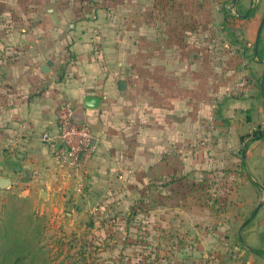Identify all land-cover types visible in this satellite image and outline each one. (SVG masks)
<instances>
[{
  "label": "crops",
  "instance_id": "crops-1",
  "mask_svg": "<svg viewBox=\"0 0 264 264\" xmlns=\"http://www.w3.org/2000/svg\"><path fill=\"white\" fill-rule=\"evenodd\" d=\"M25 4L23 16L15 13L10 0H0V10L8 14L13 11L19 23H25L17 28L10 20L0 19V176L7 177L10 184L29 185L31 191L22 192L25 198L43 191L44 203L53 197L64 200L61 187H79L88 179L85 175L92 179L106 173L122 144L118 124L129 103L121 92L126 89L123 80L130 78L135 63L126 48L132 35L141 39L147 33L155 44L153 50L146 51L144 45L137 51V86L149 91L153 99L145 109L152 112L147 120L153 122V144L178 139L179 114L180 119L191 121L199 111L195 105H200L202 113L209 112L212 101L199 87L206 88L209 95L211 83L220 89H234L246 79V91L221 93L217 98L218 138L221 145L225 144L221 150L233 157L225 160L228 165L224 167L235 170L241 156L244 170L239 167L238 173L243 182L264 184V138L243 145L252 130L264 131V0H232L229 13L235 15L233 22L239 26L235 39L247 50L235 47L239 51H234L233 68L222 61L212 78L209 51L200 44L211 38L205 32L211 24L207 13L221 4L218 1L29 0ZM162 7L170 9L168 27L161 25ZM164 28L181 41H164ZM61 51L71 56H63ZM52 56L57 63H52ZM47 60L51 65L43 73L40 67ZM86 97L98 99L95 107H86L85 103L95 101L84 102ZM63 100L72 105L75 119L88 124L98 142L94 155L75 173L57 169L39 140L41 133L56 131L54 111ZM185 132L191 136L192 131ZM154 160L159 158L155 155ZM11 168L13 177L8 172ZM80 193L85 195L86 191ZM256 198L259 203L264 201L263 194ZM51 210L55 212L56 207ZM246 227L264 232V202ZM252 243L259 246L254 239Z\"/></svg>",
  "mask_w": 264,
  "mask_h": 264
},
{
  "label": "rangeland",
  "instance_id": "rangeland-1",
  "mask_svg": "<svg viewBox=\"0 0 264 264\" xmlns=\"http://www.w3.org/2000/svg\"><path fill=\"white\" fill-rule=\"evenodd\" d=\"M27 1L10 0L15 13L23 16ZM215 1L221 4L208 9L211 24L205 30L211 38L200 44L209 51L210 78L222 61L233 68L234 51L247 50L235 39L239 26L233 22L235 15L229 13L232 0ZM168 11L164 7L159 11L161 25L167 27ZM196 11L194 8L193 13ZM10 13L0 10V19L10 20L17 28L25 25L24 21L19 23L13 11ZM168 31L163 30L164 41H181ZM137 37L131 36L128 50L123 47L130 51L135 64L130 78L123 80L126 89L121 92V97L129 101L127 114L120 116L118 124L122 144L106 173L92 179L85 175L88 181L79 187H61L64 200L53 197L47 203L38 193L34 198H25L22 192L31 191L30 186L14 182L0 190V207L10 195L27 201L41 230L39 244L47 251L51 264H264V232L246 227L264 202L256 198L264 195V184L244 183L238 164L235 170L224 167L228 165L225 160L233 157L231 152L221 150L225 144L221 145L218 138L217 98L221 93L237 92L211 83L207 95L206 88L199 87L212 101L209 112L202 113L200 105H195L199 111L191 121L180 119L179 114L178 139L153 144V122L147 120L152 112H145L153 99L149 91L137 86V51L144 45L146 51L153 50L155 40L148 33L141 39ZM61 53L71 56L66 51ZM57 58L52 56V63H57ZM185 131H192L191 136ZM155 155L159 158L156 162ZM8 172L13 177L12 168ZM82 190L88 196L81 195ZM54 207L55 212L49 211ZM253 239L259 246L253 245ZM252 249L261 253H253Z\"/></svg>",
  "mask_w": 264,
  "mask_h": 264
},
{
  "label": "trees",
  "instance_id": "trees-1",
  "mask_svg": "<svg viewBox=\"0 0 264 264\" xmlns=\"http://www.w3.org/2000/svg\"><path fill=\"white\" fill-rule=\"evenodd\" d=\"M247 136L243 145L263 139L264 131L255 128ZM242 139L243 137H239V140ZM239 167L244 170L241 156ZM169 183L170 181L165 184ZM40 235L37 219L29 210L27 201L13 195L8 196L0 207V264H51L47 251L39 244ZM251 251L261 253L256 249ZM58 264L63 262L59 261Z\"/></svg>",
  "mask_w": 264,
  "mask_h": 264
},
{
  "label": "built area",
  "instance_id": "built-area-1",
  "mask_svg": "<svg viewBox=\"0 0 264 264\" xmlns=\"http://www.w3.org/2000/svg\"><path fill=\"white\" fill-rule=\"evenodd\" d=\"M246 80L239 81L235 92L247 90ZM56 131L43 132L39 140L46 146L48 155L57 169H68L75 173L97 150V139L88 124L74 118L72 105L60 101L54 111Z\"/></svg>",
  "mask_w": 264,
  "mask_h": 264
},
{
  "label": "water",
  "instance_id": "water-1",
  "mask_svg": "<svg viewBox=\"0 0 264 264\" xmlns=\"http://www.w3.org/2000/svg\"><path fill=\"white\" fill-rule=\"evenodd\" d=\"M50 65H51V62L47 60L41 65L40 70L43 73H46ZM91 100H95L94 103L92 102H89L88 104L85 103L86 107H95L96 102H98L97 98L86 97L84 102L91 101ZM9 185H10V180L7 177L0 176V189L8 187ZM40 195L41 196L43 195V191L40 192Z\"/></svg>",
  "mask_w": 264,
  "mask_h": 264
}]
</instances>
